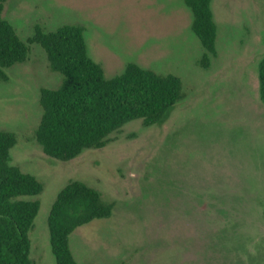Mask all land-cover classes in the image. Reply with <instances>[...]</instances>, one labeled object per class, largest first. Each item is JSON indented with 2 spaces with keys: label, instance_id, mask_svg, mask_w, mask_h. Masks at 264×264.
<instances>
[{
  "label": "rangeland",
  "instance_id": "1",
  "mask_svg": "<svg viewBox=\"0 0 264 264\" xmlns=\"http://www.w3.org/2000/svg\"><path fill=\"white\" fill-rule=\"evenodd\" d=\"M216 55L190 30L183 0H7L2 18L26 41L36 30L80 26L106 79L135 64L180 81L165 120L126 123L102 148L70 161L45 155L35 138L50 72L43 49L0 80V131L13 135L10 165L42 192L28 233L32 264H55L47 218L60 190L78 181L113 206L107 219L69 237L79 264H264V0H211Z\"/></svg>",
  "mask_w": 264,
  "mask_h": 264
},
{
  "label": "trees",
  "instance_id": "2",
  "mask_svg": "<svg viewBox=\"0 0 264 264\" xmlns=\"http://www.w3.org/2000/svg\"><path fill=\"white\" fill-rule=\"evenodd\" d=\"M0 0V80L5 71L24 63L29 46L39 45L50 72L60 75L55 89L42 88V110L35 138L43 153L70 161L87 149L102 148L110 134L134 120L144 127L161 124L181 99L180 81L161 76L135 64L106 79L102 67L88 55L83 28L62 26L54 32L36 30L21 40L2 18ZM191 13L190 30L208 55L215 56L216 25L211 0H183ZM258 98L264 105V55L258 63ZM15 140L0 131V264H32L28 233L39 211L42 184L32 175L10 165L9 152ZM113 206L104 203L93 189L78 181L67 183L57 194L48 218L49 245L55 264H79L69 247L70 235L94 220L107 219Z\"/></svg>",
  "mask_w": 264,
  "mask_h": 264
}]
</instances>
